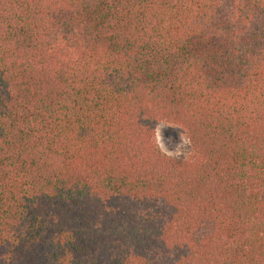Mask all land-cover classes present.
<instances>
[{
  "label": "trees",
  "instance_id": "1",
  "mask_svg": "<svg viewBox=\"0 0 264 264\" xmlns=\"http://www.w3.org/2000/svg\"><path fill=\"white\" fill-rule=\"evenodd\" d=\"M0 264H264V0H0Z\"/></svg>",
  "mask_w": 264,
  "mask_h": 264
},
{
  "label": "rangeland",
  "instance_id": "2",
  "mask_svg": "<svg viewBox=\"0 0 264 264\" xmlns=\"http://www.w3.org/2000/svg\"><path fill=\"white\" fill-rule=\"evenodd\" d=\"M154 138L159 148L169 156L184 158L190 150L185 129L177 123L159 122Z\"/></svg>",
  "mask_w": 264,
  "mask_h": 264
}]
</instances>
